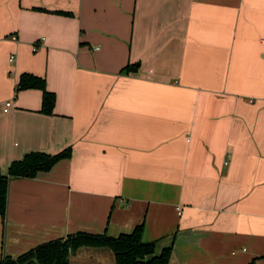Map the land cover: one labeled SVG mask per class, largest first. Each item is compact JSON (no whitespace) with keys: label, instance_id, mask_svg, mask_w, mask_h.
<instances>
[{"label":"crops","instance_id":"crops-1","mask_svg":"<svg viewBox=\"0 0 264 264\" xmlns=\"http://www.w3.org/2000/svg\"><path fill=\"white\" fill-rule=\"evenodd\" d=\"M22 73L53 114L15 92ZM67 147L10 179L0 260L143 225L168 264H264V0H0V169ZM69 260L115 264L105 248Z\"/></svg>","mask_w":264,"mask_h":264},{"label":"trees","instance_id":"trees-1","mask_svg":"<svg viewBox=\"0 0 264 264\" xmlns=\"http://www.w3.org/2000/svg\"><path fill=\"white\" fill-rule=\"evenodd\" d=\"M55 13L71 16V13L56 11ZM139 68V63L127 64L121 72L130 73ZM26 89L42 91L40 112L53 114L55 94L46 89L43 77L30 73H22L17 81L15 92ZM71 147L55 154L30 152L22 159L10 163L7 173L0 169V216H4L7 205L9 181L12 178H34L39 172H47L62 159L71 157ZM144 227L136 226L130 234H120L116 237L106 233L91 234L77 232L66 238H58L42 243L16 258L3 257L0 264H69L70 255L81 247L105 248L114 256L115 264H168L171 247H166L156 253L155 242L143 241Z\"/></svg>","mask_w":264,"mask_h":264},{"label":"built area","instance_id":"built-area-1","mask_svg":"<svg viewBox=\"0 0 264 264\" xmlns=\"http://www.w3.org/2000/svg\"><path fill=\"white\" fill-rule=\"evenodd\" d=\"M13 58H14V57H13V56H11V57L9 58V61H12V60H13ZM9 105H10V102H7V103H6V106H9Z\"/></svg>","mask_w":264,"mask_h":264}]
</instances>
